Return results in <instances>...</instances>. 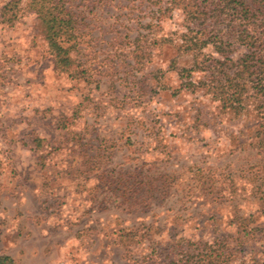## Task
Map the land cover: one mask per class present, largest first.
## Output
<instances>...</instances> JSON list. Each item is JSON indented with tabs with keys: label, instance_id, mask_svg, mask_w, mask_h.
I'll return each instance as SVG.
<instances>
[{
	"label": "rangeland",
	"instance_id": "1",
	"mask_svg": "<svg viewBox=\"0 0 264 264\" xmlns=\"http://www.w3.org/2000/svg\"><path fill=\"white\" fill-rule=\"evenodd\" d=\"M202 3L0 0V256L13 264H264L257 114L223 110L188 90L182 74L197 52L187 40L203 24ZM55 11L72 19L69 68H57L46 40L42 16ZM22 46L50 69L42 108L10 98L24 86L31 102L19 79ZM198 51L220 58L210 46Z\"/></svg>",
	"mask_w": 264,
	"mask_h": 264
},
{
	"label": "trees",
	"instance_id": "2",
	"mask_svg": "<svg viewBox=\"0 0 264 264\" xmlns=\"http://www.w3.org/2000/svg\"><path fill=\"white\" fill-rule=\"evenodd\" d=\"M203 2L196 4L203 24L194 28L197 29L191 32L194 37L187 40L188 47H191L187 51L197 48V52H191L193 66L182 71V74L187 73L186 87L194 93L210 95L223 110L236 115L252 106L260 122L258 132L264 133V0ZM53 8L57 9V6ZM48 15L42 16L48 48L58 69L69 68V54L74 48L71 42L72 19L56 11ZM205 46L212 47L220 58L199 53L198 48ZM192 72H204L205 76L193 83L189 80ZM263 144L260 140L257 147ZM0 264L13 262L8 256H0Z\"/></svg>",
	"mask_w": 264,
	"mask_h": 264
},
{
	"label": "crops",
	"instance_id": "3",
	"mask_svg": "<svg viewBox=\"0 0 264 264\" xmlns=\"http://www.w3.org/2000/svg\"><path fill=\"white\" fill-rule=\"evenodd\" d=\"M22 34V32L19 33V35ZM23 48H18V56L22 59L21 62V73L19 76L20 81L23 82H28L27 83V90L29 91V94L31 95L30 101L28 100H24L22 98V94L23 92H25L22 88L16 89L11 91L10 93V98L12 102H16V104L14 106H21L24 103H29V107L30 110H34L36 109V107L38 106L39 108H42L43 105H46L48 103V101L46 100V98L44 97L45 94L43 95V92H46L45 87H47L48 89H51L52 86V79H51V74L50 73V69L49 67H44L45 65L43 64V62H41V59L39 60V53L37 52V49L33 48V47H27L25 48V46H22ZM41 58V57H40ZM38 61V62H37ZM44 73H48V76H46L45 78L48 79H42V76L44 75ZM54 81V80H53ZM44 85H42V83H44ZM35 96V97H34ZM43 99V100H41ZM33 116H29L30 119ZM34 120V119H33ZM31 121V120H30ZM32 122V121H31ZM34 122V121H33ZM31 123L30 126L31 128L36 129H41V125L36 123ZM36 124V125H35ZM38 127V129H37ZM15 135H19V132H17Z\"/></svg>",
	"mask_w": 264,
	"mask_h": 264
}]
</instances>
